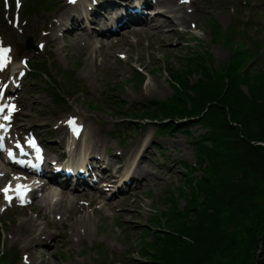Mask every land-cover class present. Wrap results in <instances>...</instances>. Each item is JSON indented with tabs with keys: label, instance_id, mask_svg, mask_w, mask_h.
<instances>
[{
	"label": "trees",
	"instance_id": "1",
	"mask_svg": "<svg viewBox=\"0 0 264 264\" xmlns=\"http://www.w3.org/2000/svg\"><path fill=\"white\" fill-rule=\"evenodd\" d=\"M241 52L247 53V51ZM246 53L236 54L231 67L218 73L216 80L203 74V78L191 83V79L185 76L184 72L191 76V69H195L194 67H186L187 70L183 71L182 76L178 74L175 76L177 79H183L186 86L195 94L190 97L189 104L181 102L172 113L166 115L172 120L187 119V122L172 121L170 127L180 129L200 124L207 129L208 132L204 139L211 143L207 149L208 152L216 156L214 166L218 179L215 178L212 168L208 166L205 170L207 178H202L196 185L189 184L193 199L185 213L182 211L178 213L179 219H175V222L179 221L174 223L171 229L164 231L165 234L161 233L162 237L156 238L146 264H207L213 262L225 241L220 216L229 206L233 217L246 211L245 203H237L235 196L241 198L248 190L257 192L256 187L246 184L248 177L254 174L264 181V146L257 143L263 142L264 136L248 137L243 133L245 120L234 118V109L239 108L242 112L241 107L246 106L250 101L260 105L263 98L259 102L257 100L264 96V69L254 70L252 66L247 67L248 55ZM196 65L198 68L199 64ZM198 69L195 71L198 72ZM244 86L248 88L249 95L243 92ZM255 104L253 106H256ZM244 110L251 112L249 107H245ZM165 112L167 114V110L162 111V113ZM193 118L196 119L193 120ZM255 118L259 116L249 117V120L260 123L263 119L261 117L255 120ZM238 131L240 135L237 136V146L240 150L237 161L241 163L238 171L242 174L236 176L237 180L230 185L232 189L229 188L225 193L219 194L220 184L226 174V171L224 174L221 171L225 163L223 158L226 157L229 149L226 145L232 144L228 138ZM232 164L231 160L230 166ZM247 197L249 196L245 198ZM193 215L194 218L191 217ZM257 261L258 264H264V243Z\"/></svg>",
	"mask_w": 264,
	"mask_h": 264
},
{
	"label": "rangeland",
	"instance_id": "2",
	"mask_svg": "<svg viewBox=\"0 0 264 264\" xmlns=\"http://www.w3.org/2000/svg\"><path fill=\"white\" fill-rule=\"evenodd\" d=\"M215 4L210 3L207 5V9L200 15L197 16V19L201 22L202 25L207 26L205 29V34H203V37L200 36L198 38H194L189 44L190 47L186 46V49L183 50L182 53L174 54L173 51H171L170 48H178L180 44L177 46H167L163 47L162 55H165L163 57L162 61L160 63H163L166 61V65L169 66V63H171V60L167 57L170 55L174 57H178V55H185L187 51L189 50V54L184 56L178 63L175 65L177 67L185 68V65H188V67H196L195 62L189 60L187 63H182L186 60L188 56L190 57H201V56H208L209 54L213 55L214 58V64L215 66H218L220 63L226 61L230 57V48L227 47L222 43V40L224 41V37L221 34L218 37V42H212L211 41V34L210 30H214V26L219 25L223 29H226L228 27H231L234 25L235 21L230 19L227 15H218L214 12ZM259 14V11L255 10L254 14L255 18L254 20H258L257 17ZM211 26V27H210ZM197 39H200L197 42ZM179 50V49H177ZM195 51V52H194ZM260 57V63L259 66L262 67L264 64V53L259 56ZM192 59V58H190ZM202 59V58H201ZM172 61L177 62L175 58L172 59ZM159 63H155L154 66H157ZM181 65V66H180ZM252 65V64H249ZM210 67V66H209ZM132 70L129 68L124 69V73L122 76H117L115 72H113L110 68H106L105 70V81L110 82L112 85H121L117 86L116 90L113 91V99H120L121 101H128L130 104L126 107V109H130L131 103L135 102V105L141 108V105L139 104L142 101H147L149 98L152 99H166L172 95L171 88L168 87V82L165 79V76L161 74V76L158 74L155 75V79L151 82L150 87H146L148 83L145 84V88L143 89L141 83L138 80V83L134 81L126 82V79L131 80L132 78ZM173 72H179L174 70ZM191 76H187L191 79V83H194L198 81L199 79L203 78V74L201 72H196L195 69H191ZM196 73V74H194ZM184 75H186V72H184ZM140 86V87H138ZM103 89H105V86L103 85ZM104 91V90H103ZM243 92L246 95H249L248 88L245 86L243 87ZM263 98L260 102V105L255 104L254 101L248 102V104L243 108V111L241 112L239 108L236 110L234 109V118L236 119H244L245 120V128L243 130V133L246 134L248 137L256 138L264 136V96L259 97L257 102ZM256 106H253V105ZM240 107V106H239ZM245 107H249V110L251 112H246L244 109ZM133 110H139L131 107ZM103 116H111L110 112L108 111H102L99 112ZM244 113V114H239ZM102 116V118H103ZM259 116L262 121L259 123L257 121H250L249 117ZM112 117V116H111ZM246 118V119H245ZM228 119V118H226ZM238 119V120H239ZM229 121V120H228ZM93 125V122L91 121V126ZM113 127L111 128V131H115L114 129V123L112 122ZM111 126V125H110ZM197 127L193 128V131L197 138L200 140V146L201 150L203 151V154L207 155L209 157V168H212V170L215 173V178L217 177V172L215 169L216 164V156L214 153L208 152V147L211 145L209 141H206L205 139H201L203 135H206L208 132L207 129L202 128L198 125ZM241 128V127H239ZM153 133V130L151 128L148 129V134ZM240 135V131L233 133L232 136H230L228 139L232 141V144H227L226 146L229 148L227 150L226 157L224 156L223 160L225 161L223 170H221L224 174L226 171L225 177L223 182L220 184L219 188V194L225 193L226 190L230 187L232 183H234L237 180V177L242 174L241 171L239 172V168L241 163L238 160V152L240 148L237 146V136ZM162 146L169 149V152H165L163 155L164 159H167V161L173 166V169L176 171V176L173 182V185L171 183H164L165 181H162V183H159L156 185V189H161L165 195L167 191L173 190L175 188V185H180L181 183V176L182 174L179 172L180 166L183 162L193 163L195 161L196 157V150L195 146L192 144V139L188 136L186 137L185 134L177 133L174 136H164L161 140ZM235 143V144H234ZM259 145L264 146L263 142H257ZM158 155V154H156ZM160 156V155H159ZM222 157V156H221ZM232 160V166H230V162ZM239 167V168H238ZM244 171V170H243ZM244 173V172H243ZM202 174L201 171H197L195 174H191L189 177H200ZM219 176V175H218ZM237 176V177H236ZM176 180V181H175ZM183 180H186V175L183 174ZM175 183V185H174ZM246 184L250 185V187H256L257 192L248 190L246 194H244L241 198H237L235 196L236 202L245 203L244 206L246 207V211H242L241 213H238L235 215V217L231 216L229 209L231 207L227 208L225 212L220 216L222 218L221 228L223 232L225 233V241L222 243L218 255L215 257L214 261L207 264H258L259 262V255L261 253L260 250H263V243H264V181L263 179H260L256 175H251L246 180ZM174 186V187H173ZM252 192V193H251ZM155 197L151 198L150 200L144 201L145 205V214H142L139 216L140 221L137 224H134V228L132 230L133 233V242L138 245H144L145 243H149L151 241L150 237H141V240L139 241V235L142 232V228L144 224H147L150 215L147 214L149 212V207H156L159 211H164L168 208V206H164L163 203H161V198L163 197ZM246 196H249L245 198ZM235 206V204H234ZM233 206V207H234ZM194 218V215L191 216ZM179 219V218H178ZM179 221V220H177ZM176 221V222H177ZM175 221L167 225L168 228H172ZM165 234V232H161ZM161 233L159 236H161ZM162 234V236H163ZM161 236V237H162ZM132 246V244L130 245ZM262 248V249H261ZM137 251H139L137 246ZM138 256V254L136 255Z\"/></svg>",
	"mask_w": 264,
	"mask_h": 264
},
{
	"label": "snow or ice",
	"instance_id": "3",
	"mask_svg": "<svg viewBox=\"0 0 264 264\" xmlns=\"http://www.w3.org/2000/svg\"><path fill=\"white\" fill-rule=\"evenodd\" d=\"M7 2H8V0H4V3H5L6 6H7ZM19 3H20V0H17V5H19ZM2 111H3V109H0V112H2Z\"/></svg>",
	"mask_w": 264,
	"mask_h": 264
},
{
	"label": "water",
	"instance_id": "4",
	"mask_svg": "<svg viewBox=\"0 0 264 264\" xmlns=\"http://www.w3.org/2000/svg\"><path fill=\"white\" fill-rule=\"evenodd\" d=\"M261 251V250H260Z\"/></svg>",
	"mask_w": 264,
	"mask_h": 264
}]
</instances>
